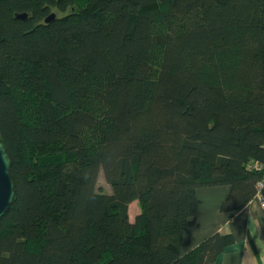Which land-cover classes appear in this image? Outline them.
I'll return each mask as SVG.
<instances>
[{
  "label": "trees",
  "instance_id": "obj_1",
  "mask_svg": "<svg viewBox=\"0 0 264 264\" xmlns=\"http://www.w3.org/2000/svg\"><path fill=\"white\" fill-rule=\"evenodd\" d=\"M0 142V264H212L197 189L264 200V0H0Z\"/></svg>",
  "mask_w": 264,
  "mask_h": 264
},
{
  "label": "crops",
  "instance_id": "obj_2",
  "mask_svg": "<svg viewBox=\"0 0 264 264\" xmlns=\"http://www.w3.org/2000/svg\"><path fill=\"white\" fill-rule=\"evenodd\" d=\"M229 192L228 186L197 189L198 212L188 220L181 252L187 253L203 239L219 233L231 235L233 242L212 264H264V206L256 196L239 212L224 213L221 205Z\"/></svg>",
  "mask_w": 264,
  "mask_h": 264
},
{
  "label": "water",
  "instance_id": "obj_3",
  "mask_svg": "<svg viewBox=\"0 0 264 264\" xmlns=\"http://www.w3.org/2000/svg\"><path fill=\"white\" fill-rule=\"evenodd\" d=\"M17 19L25 20L26 15H17ZM55 18L54 14L48 16L45 22L49 23ZM10 160L7 150L0 142V218L8 211L14 199V183L10 176Z\"/></svg>",
  "mask_w": 264,
  "mask_h": 264
},
{
  "label": "rangeland",
  "instance_id": "obj_4",
  "mask_svg": "<svg viewBox=\"0 0 264 264\" xmlns=\"http://www.w3.org/2000/svg\"><path fill=\"white\" fill-rule=\"evenodd\" d=\"M97 189L98 191L103 193H110V187L105 181L102 172L99 173V177L97 180ZM129 207V219L131 222H133L134 218L140 213V207L137 202L131 203Z\"/></svg>",
  "mask_w": 264,
  "mask_h": 264
},
{
  "label": "built area",
  "instance_id": "obj_5",
  "mask_svg": "<svg viewBox=\"0 0 264 264\" xmlns=\"http://www.w3.org/2000/svg\"><path fill=\"white\" fill-rule=\"evenodd\" d=\"M254 168L257 169V170H261L264 173V163L263 164H259V165L256 164ZM263 186H264V182L258 183L257 184V190L260 191L263 188ZM257 196L259 197L261 205L264 206V200L262 199L260 194L257 195Z\"/></svg>",
  "mask_w": 264,
  "mask_h": 264
},
{
  "label": "clouds",
  "instance_id": "obj_6",
  "mask_svg": "<svg viewBox=\"0 0 264 264\" xmlns=\"http://www.w3.org/2000/svg\"><path fill=\"white\" fill-rule=\"evenodd\" d=\"M253 264H255V262H253Z\"/></svg>",
  "mask_w": 264,
  "mask_h": 264
}]
</instances>
